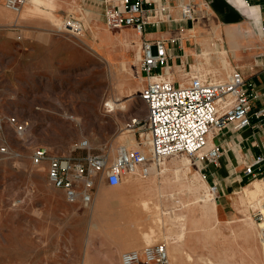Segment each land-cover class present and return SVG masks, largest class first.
Returning <instances> with one entry per match:
<instances>
[{"label": "rangeland", "instance_id": "374dc122", "mask_svg": "<svg viewBox=\"0 0 264 264\" xmlns=\"http://www.w3.org/2000/svg\"><path fill=\"white\" fill-rule=\"evenodd\" d=\"M39 5L42 8L35 6L29 13L25 5L18 15H14L4 7V0L0 2V23L10 24L0 25V33H12L10 49H15L17 42L14 29L21 28L15 26L17 19L49 18L53 23V20H59V25L52 27L55 34L70 38L77 51L71 68H46L41 76L28 84H22L18 79L25 75L17 73L12 89H4L10 84L0 82V148L5 149L0 153V264H112L116 248L133 238L139 239L146 225L152 222L153 198L147 202L148 209L142 208L141 199L146 190L138 186L130 189L138 191L130 202L122 200V192L129 197L132 195L129 190L123 191L128 186L124 179L127 175L121 180L120 187H111L98 180L91 202L98 195L102 207L92 216L89 211L91 202L85 207L68 203L62 191L49 184L46 165H33L31 155L33 150L43 147L51 155L83 158L88 151L77 147L81 141H87L89 152L103 150L111 163L116 154L108 151L110 146L117 142L118 147H124L130 135L138 143L146 144L149 151L148 131L144 125L146 106L139 98L144 86V77L138 70L139 48L135 51L122 44L112 46L111 35L132 30V27L110 32L104 24H96L93 26L94 35L102 42L90 37L89 45L82 40L89 36V30L77 38L58 33L56 28L61 27L65 17H52L46 4ZM4 12L5 16H2ZM200 24L202 29L211 28L213 36L216 35L217 29L209 13ZM255 33L258 35L257 30ZM211 43L215 44L213 40L209 45ZM210 49L213 57L225 51ZM79 53L84 55L83 58ZM227 56L230 54L226 52L228 60ZM174 73L172 71L165 79L173 81ZM108 101L118 105L112 112L106 107ZM19 126L23 127L20 134L16 132ZM177 156L189 159L190 170L185 181L191 180L194 173L199 172L194 160L180 153ZM161 161L163 159L153 162L159 164ZM199 173L203 175V172ZM204 190L212 194L206 181ZM204 190L195 192L183 188L174 196L173 202L184 205L187 225H190V219L200 218L195 209ZM238 197L239 207L253 221L259 240L253 215L257 211L264 213V194L258 200L249 199L242 193ZM260 204L263 205L261 208ZM82 213L86 217H80ZM184 222L168 223L167 227L177 233L182 230ZM183 231L181 260L185 264L183 240L191 227H184ZM156 236V242H164L158 237L159 233ZM143 246L141 243L137 249ZM127 250H135V247L122 248L117 252V259L120 260V255ZM205 258L214 264L213 255H205Z\"/></svg>", "mask_w": 264, "mask_h": 264}, {"label": "built area", "instance_id": "2783aa9c", "mask_svg": "<svg viewBox=\"0 0 264 264\" xmlns=\"http://www.w3.org/2000/svg\"><path fill=\"white\" fill-rule=\"evenodd\" d=\"M27 0H4V7L18 15ZM249 6L248 0H243ZM108 4L104 21L108 29L119 30L132 27L143 33L145 26H156L175 21L174 11L169 5L158 8L148 0H105ZM264 11V0L257 5ZM175 9L179 21L193 22L196 14L190 3H178ZM85 28L81 20L69 14L65 17L58 33L77 38ZM264 39V14L256 27ZM172 41L143 40L138 69L144 77V86L139 98L146 106L144 125L148 131L149 153L141 150L120 147L115 158L108 163L106 152L91 153L87 141H81L77 148L88 151L83 158L51 155L43 147L33 150V165L47 162L49 184L61 189L68 203L88 205L94 195L95 183L103 180L108 186L115 187L128 174L145 177L149 172L148 164L160 161L172 153L189 156L194 163L204 169L206 165H216L223 147L209 141V134L221 137L225 133L236 135L251 125L255 118L264 124V104L257 108L253 102L260 95L254 83L248 82L238 70H233L223 81L210 82L201 75H193L186 83L169 81L163 72L169 69L173 56L169 53ZM263 120V121H261ZM261 123V124H262ZM260 124L258 123V126ZM22 126L16 127L21 133ZM2 125L0 124V134ZM5 149L0 148V153ZM264 172V156H256L245 165L242 175L249 181L259 179ZM218 199V184L208 186ZM258 236L264 250V213L254 215ZM121 264H168L169 257L164 242L143 246L140 250H127L121 255Z\"/></svg>", "mask_w": 264, "mask_h": 264}, {"label": "crops", "instance_id": "0c3cea01", "mask_svg": "<svg viewBox=\"0 0 264 264\" xmlns=\"http://www.w3.org/2000/svg\"><path fill=\"white\" fill-rule=\"evenodd\" d=\"M48 1L51 5L47 9L51 11L54 17L63 18L71 14L80 18L85 28L83 33L89 30V36L86 35L82 39L85 43L90 41V37H93L94 40L98 39L94 35L96 31L93 26L96 24L106 25L104 12L108 4L105 0ZM148 1L155 8L165 4L174 10L171 12V17L175 21L164 22L156 26H145L140 39L141 43L143 40L172 41L169 43V53L173 58L169 62V69L163 72V75L167 77L172 71L174 73V70H176L174 74L177 75L172 74L173 81L180 83L188 82L193 75H201L207 80L211 79L214 75V69L219 67L220 64L215 59L216 57H212V65L206 60L203 56L206 48L201 42L207 40L210 43L213 40L215 44H211L210 48H222L230 54L229 57L227 56L229 70L225 75L223 74L224 79L233 70L240 71L248 82L255 84L260 95L253 102V107L257 108L259 105L264 104V39L255 33V28L260 23L264 11H258V7L252 9L260 5L261 0H248L249 6L242 4L243 0ZM178 3L192 4L196 14V19L193 22L178 20L179 13L175 9ZM206 12L211 15L214 21L218 37L213 36L211 28L202 29L200 20L204 19ZM50 22V19H17L15 26L18 25L21 28L14 29L17 41L15 49H10L13 40L12 33L6 31L0 33V82L10 84L4 86V89L14 88L12 83L13 80H17L15 77L17 73L25 75L18 80L22 84H28L30 80L41 76L46 68L68 69L74 66L75 61H73V58L77 51L74 42L70 38L55 34L52 28L53 24ZM7 24L9 23H0V25ZM108 30L114 32L121 29ZM140 53L141 45L138 49L139 59ZM208 53H210L208 55H211V51ZM79 56L84 55L79 53ZM28 87L26 85V88ZM261 123L259 120L252 118L251 125L236 135L225 133L221 137H214L212 143H219L223 147V152L216 165L208 164L201 170L200 166L195 163L198 171L203 172L202 176L203 178L205 176L204 179L208 186L214 182L218 184V206L222 217L226 221L234 222L245 216L244 210L239 207L238 193L236 194L234 191L238 190L240 192L243 187L250 183L247 177H244L241 173L245 165L249 164L256 156H264V124ZM42 163L47 167V162ZM148 167L150 170V162ZM262 176H264V172ZM79 216L86 217L83 213ZM236 224L238 223L234 222L228 228L226 226L218 227L220 231L216 232L211 231L209 228L199 230V228L191 227V231H186L185 241L183 240V242L185 243V252L192 255L193 262L185 261V264H209L203 257L205 255H213L215 257L214 264H249L250 260L247 256L236 257L235 254L236 251H239L236 247L237 244H241L246 249L250 240L249 233L243 231L240 227L237 228ZM252 232L257 234L256 228ZM216 234L227 235V237H214ZM203 235L211 237L205 238ZM257 242L262 253L261 243ZM165 246L167 250L166 243ZM230 247L233 254H231ZM261 264H264V257Z\"/></svg>", "mask_w": 264, "mask_h": 264}, {"label": "bare ground", "instance_id": "6f19581e", "mask_svg": "<svg viewBox=\"0 0 264 264\" xmlns=\"http://www.w3.org/2000/svg\"><path fill=\"white\" fill-rule=\"evenodd\" d=\"M40 3L46 4L47 6L51 5L48 0H27L26 1L27 13L31 12V10H33V7L35 6L40 7L39 5ZM242 4H244V2ZM252 9H257V7H254ZM2 16H5V12L2 13ZM53 21H55V23L51 21L53 23V26L59 25L58 19ZM215 36L218 37L217 32ZM140 39H141V34L136 30H134L133 28L132 30H122V32L119 34L111 35L112 46L122 44L125 46H130L135 51L140 46V41H141ZM201 43L206 48L204 49L203 56H205L208 62L212 61L213 56L208 55L210 54L208 52L211 51L209 47L210 46L209 42L207 40H204V42ZM215 57L218 60L220 66L217 67V69L213 72L214 73L213 77L209 79L210 82L223 81L224 75L229 70V64H228V60L226 59V52L224 50L219 52L216 56H214V58ZM117 106L118 105H116L112 101H108L106 103L108 112L114 111L117 108ZM213 140H214L213 134L210 133L209 141L212 142ZM124 147L127 149L141 150L145 154L149 153L147 145L138 143L134 139L133 135H130L129 140L125 143ZM119 148L120 147L117 146V142H116L110 146L108 151L112 155H115ZM177 154L179 153L170 154L171 155L170 158H168V156L170 155L164 157L163 161H161L159 164L155 162H150L151 168L149 170V174L145 176V179H143V177L137 176V174L134 175L128 174L126 178H124L125 183H127L128 186L126 188L127 190L124 189L123 191L129 190L132 192V195L131 197H129L126 196L125 192H122V200L126 202H130L132 196H134L138 192L137 190H130V189L141 186L143 187V189L146 190L145 197L141 199L142 208L148 209L149 206L147 205V202L148 200L153 198L154 201L153 215L151 218L152 222L146 225V229L143 231V234L139 239L133 238L127 242H123L120 246L116 248L115 257L112 260L113 262L112 264H121V260H118L119 258L117 259V252H119V250H121L122 248L135 247V250H138L137 247H139L141 243L143 245H150L155 243L157 240L156 233L157 234L159 233L160 236L158 237H161L162 240H164V242L167 245V250L169 254L168 264H182L181 241L184 237V231H183L184 227H200L202 229L209 228L210 230L216 232V231H220L218 227L226 226L228 228L229 225L233 224L234 222L238 223L236 224L237 228L240 227L243 229V231L248 232L250 237L249 245L248 247H246V249L241 244L236 245V247L239 249V251L235 252L236 257L247 256L248 259L250 260L249 264H261V260H263L264 257V250L262 247V253H261V250L257 244L258 243L257 241L260 242V240H257V234L252 232L255 229V225L253 221L250 219V217L245 215L243 218H240L234 222L226 221L221 215L220 208L218 206V201L215 198V196H213L214 194L212 193L213 194L212 195L211 193L207 192L208 190H204L205 180L203 179L202 175L199 172H195L191 180L185 181V179L187 178V173L190 170L189 167L190 161L188 158L180 159L179 158L180 156H177ZM120 186L121 183H119L116 187H120ZM183 188L193 189L195 190V192L200 189L204 190V194L201 197L200 204L197 205V209H195L196 214L197 213L200 214V218L190 219L189 220L190 225H187L186 222H184V218H185L184 205L181 204L179 201L173 202L176 193L181 192ZM153 192L155 194L152 195ZM234 193L236 194L242 193V195H244L249 199L256 198L258 200V197L264 194V178L261 177L259 179L253 180L248 185L243 187L240 190V192L238 190H235ZM262 206H263L262 204L259 205L260 208ZM101 207H102V201L101 198H99L97 195L94 198V200L91 202V206L89 208L91 215L95 216L96 215L95 210L97 209L99 210ZM177 221H183L184 224H182L181 226L182 230H179L177 233H175L171 228L167 227V225L168 223L174 224ZM132 225L134 226L135 224L132 223ZM203 236L205 238L211 237L209 235H203ZM215 236L227 237V235H222V234L221 235L216 234L214 235V237ZM231 254H233L232 248H231ZM203 257L207 262H209L210 264L212 263L209 258H205V256ZM186 260L188 262L192 261L193 260L192 255L186 253Z\"/></svg>", "mask_w": 264, "mask_h": 264}]
</instances>
